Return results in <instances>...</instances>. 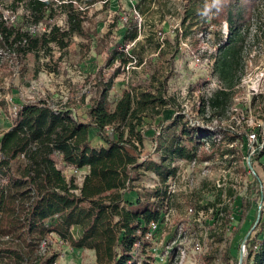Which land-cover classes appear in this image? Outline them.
<instances>
[{"label":"trees","instance_id":"16d2710c","mask_svg":"<svg viewBox=\"0 0 264 264\" xmlns=\"http://www.w3.org/2000/svg\"><path fill=\"white\" fill-rule=\"evenodd\" d=\"M92 1L88 0L89 4ZM133 1L140 18L158 14L164 20L177 16L179 10L182 23L191 20L188 29L200 25L198 31H206L211 25H227L225 41L217 39L219 56L214 62V72L225 87L214 90L206 102L201 101L199 109L204 113L203 107L208 105L212 115L222 114L232 99V76L241 61L242 33L248 31L258 0H179L171 6L167 0ZM185 2L187 7L183 9ZM20 3L24 5L21 22L11 23L0 10V66L3 62L10 65L12 73L23 81L30 59L33 78L42 69L55 72L48 64H40L41 58L52 48L66 53L74 36L89 37L83 13L73 8L72 1H60L66 17L64 28L51 22L55 18L51 0H14L12 5L18 7ZM209 14L214 16L210 23ZM40 25H44L43 29L38 28ZM138 33L137 21L130 17L122 48L110 52L108 65L115 61L126 65L134 60L135 47L129 54L123 49L137 39ZM141 62L138 58L137 63ZM119 73L116 69L107 81L96 76L89 106L82 110L86 120L73 109L51 108L45 100L19 103L16 107L12 127L0 138V264H55L56 255L35 253L50 234L74 249L93 251L95 264H145L140 263V248L136 246H142L152 224L161 219L168 199L166 182L176 172L171 161L194 160L204 143L213 149L211 157L234 153L233 147L222 149L217 139V135L227 138V131L220 128L197 132L185 126L183 117L176 116L167 126L171 136L162 147L159 163L139 164L137 145L141 146L145 138L137 128L145 118L159 116L170 103L162 84V89L155 92L149 88L137 92L125 89L110 104L108 92ZM90 128L96 131L102 145L91 144ZM228 139L234 142L238 138L232 134ZM59 163L89 170L77 185L73 177L65 176ZM141 167L154 173L160 186L136 192L133 201L126 200L124 196L134 191L132 183L138 179ZM249 207L247 203L243 212ZM223 209L226 210L222 207L220 211ZM73 227L80 230L78 238L72 233ZM255 230V235L246 241L241 264H264V222ZM13 234L8 241L1 240ZM217 241L222 237L217 236ZM233 260L226 247L222 264Z\"/></svg>","mask_w":264,"mask_h":264},{"label":"rangeland","instance_id":"374dc122","mask_svg":"<svg viewBox=\"0 0 264 264\" xmlns=\"http://www.w3.org/2000/svg\"><path fill=\"white\" fill-rule=\"evenodd\" d=\"M51 1L55 16L52 24L65 27L66 17L60 1H72L73 8L83 13L89 38L74 36L66 53L52 48L40 64H48L55 72L42 69L36 78H33L32 59L23 81L3 62L0 66V138L12 127L19 103L45 100L51 108L73 109L81 117L82 110L89 106L91 87L98 74L107 81L119 69L108 92L110 104L125 89L137 92L149 88L155 92L164 84V96L170 104L161 109L159 116L145 118L137 128L145 138L141 146L137 145L139 164L159 163L162 147L171 136L167 126L176 116L183 117L185 126L197 132L222 129L238 139L231 142L229 136L222 139L217 135L222 149L233 147L232 154L211 157L213 149L204 143L198 147L194 160L171 161L176 172L166 182L168 199L160 221L143 238V248L136 246L140 248L139 261L222 264L223 251L228 247L234 259L231 264L242 262L248 237H253L257 225L264 222V0L257 1L248 31L242 33L241 61L232 76V99L220 115H212L208 105L203 107L204 113L199 109L201 101L206 102L214 90L225 87L214 72V62L219 56L217 39L224 42L228 34L226 24L211 25L206 31H198L200 25L188 29L191 20L182 23L179 10L177 16L164 20L158 14L140 18L133 0H93L91 4L88 0ZM178 1L167 0V4L171 6ZM13 2L0 0V10L11 23L21 22L24 5L15 7ZM186 5L185 2L183 9ZM179 8L177 5L176 9ZM130 17L137 21L139 33L123 52L129 54L135 47L134 60L126 65L118 61L108 65L110 52L122 48V36ZM213 17L207 16L208 23ZM138 58L142 59L140 64ZM250 134L256 135L252 141ZM89 140L93 146L103 143L93 128L89 129ZM58 165L67 178L73 177L77 185L81 184L82 170ZM132 186L134 191L124 196L129 201L135 199L136 192L159 187L160 183L154 173L141 167ZM247 203L250 207L243 212ZM222 207L226 210L220 211ZM72 233L75 238L79 237V231ZM10 236L15 235L1 240L8 241ZM217 236L222 241H217ZM45 252L56 255L55 264H95L93 251L74 249L52 234L35 249L37 254Z\"/></svg>","mask_w":264,"mask_h":264},{"label":"crops","instance_id":"0c3cea01","mask_svg":"<svg viewBox=\"0 0 264 264\" xmlns=\"http://www.w3.org/2000/svg\"><path fill=\"white\" fill-rule=\"evenodd\" d=\"M80 170L83 171L82 174H83V176H84V175H86V174L88 173L89 168H88V167H83V168L80 169ZM74 230H75V231H76V230H77V231H80L78 227H73L72 231H74Z\"/></svg>","mask_w":264,"mask_h":264},{"label":"built area","instance_id":"2783aa9c","mask_svg":"<svg viewBox=\"0 0 264 264\" xmlns=\"http://www.w3.org/2000/svg\"><path fill=\"white\" fill-rule=\"evenodd\" d=\"M255 137H256V135H255V134H250V135H249V138L251 139V141H252V140H254V139H255ZM75 171H76V169H75ZM152 225H153V224H152Z\"/></svg>","mask_w":264,"mask_h":264},{"label":"clouds","instance_id":"9594fccd","mask_svg":"<svg viewBox=\"0 0 264 264\" xmlns=\"http://www.w3.org/2000/svg\"><path fill=\"white\" fill-rule=\"evenodd\" d=\"M216 2L218 3V2H219V0H216Z\"/></svg>","mask_w":264,"mask_h":264},{"label":"water","instance_id":"95a60500","mask_svg":"<svg viewBox=\"0 0 264 264\" xmlns=\"http://www.w3.org/2000/svg\"><path fill=\"white\" fill-rule=\"evenodd\" d=\"M239 264H241V262H239Z\"/></svg>","mask_w":264,"mask_h":264}]
</instances>
